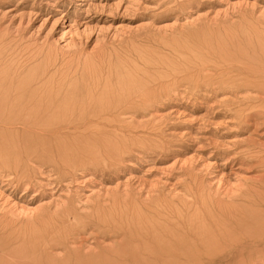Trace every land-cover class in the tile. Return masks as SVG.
<instances>
[{"label":"rangeland","instance_id":"rangeland-1","mask_svg":"<svg viewBox=\"0 0 264 264\" xmlns=\"http://www.w3.org/2000/svg\"><path fill=\"white\" fill-rule=\"evenodd\" d=\"M239 74L255 82L223 83ZM52 95L75 116L33 111ZM129 99L148 102L80 117ZM10 104L0 250L40 234L63 240L50 264H151L129 217L188 192L264 217V0H0V107Z\"/></svg>","mask_w":264,"mask_h":264},{"label":"bare ground","instance_id":"bare-ground-1","mask_svg":"<svg viewBox=\"0 0 264 264\" xmlns=\"http://www.w3.org/2000/svg\"><path fill=\"white\" fill-rule=\"evenodd\" d=\"M222 77L218 75L217 78L220 80ZM222 79L223 83L255 82L253 77L241 74L229 75ZM7 92H10V89L3 91V93ZM3 100L9 102L7 98ZM147 102L144 100L140 103L139 100L129 99L123 108L118 103L105 108L104 103L98 101L96 105L90 103L89 107L79 112L81 116H78L83 118L84 114H89L88 119H91L94 116H103L102 114L106 111L118 116L127 113L128 109H134ZM37 105L32 110L48 114L51 120L55 119V123H58V120L75 116L73 109L69 110L60 106L59 99L55 95L50 96L45 106ZM3 110L12 113L14 107L12 104L8 107H0V113ZM99 126L101 125H95L97 130L105 128ZM74 158L75 156H65L67 162L64 164L70 165L69 161ZM192 193H185L187 199L181 198L180 206L174 204V201H165L159 205L161 209L151 216L145 215L141 208L136 207L137 215L134 218L129 217L128 223L137 225V230L142 235L139 238L143 239L144 250L150 254L149 263L245 264V259L264 254V217L259 215V212L255 214L252 210L249 213L238 207L215 211L212 206L211 208L207 206L204 199L203 201L198 200ZM115 233L112 232L113 235ZM107 234H109L108 231ZM39 235L34 234L28 241L22 237L16 243L8 240L3 245L6 251L0 250V264H50L47 251L57 248L63 240L52 236L49 242L42 243V236Z\"/></svg>","mask_w":264,"mask_h":264}]
</instances>
